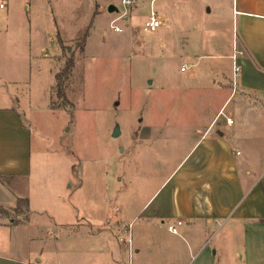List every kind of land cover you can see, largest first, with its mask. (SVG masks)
Segmentation results:
<instances>
[{
    "label": "rangeland",
    "instance_id": "rangeland-1",
    "mask_svg": "<svg viewBox=\"0 0 264 264\" xmlns=\"http://www.w3.org/2000/svg\"><path fill=\"white\" fill-rule=\"evenodd\" d=\"M212 1L139 0L125 6L122 0H8L0 7V103L19 108L32 131V173L11 184L30 199L33 210L34 224L12 245L27 248L28 259L133 264L135 253L133 249L130 255L126 235L90 241L85 234L74 238L55 223L72 222L76 214L80 220L103 223L105 210L111 222L123 210L133 217L196 138L191 132L189 140L136 142L141 124L203 127L218 105L211 91L222 88V99L235 94L233 73L228 85L227 70H211L212 63L232 61L216 52L222 40L224 46L232 45V34L212 28L220 23L208 14ZM151 8L164 24L147 32L143 23ZM125 10L127 18L116 19L123 29L115 31L111 20ZM57 28L67 37L86 34V45L75 50L67 87L70 104L52 108L53 101H60L52 89L55 74L73 50L71 41L62 39L60 50L56 37L51 40L49 31ZM184 63L188 68L182 71ZM247 120L256 126L260 119ZM255 145L248 149L256 159L264 150ZM12 217L19 216L0 207V219ZM32 234L36 237L30 239ZM112 244L117 246L114 253L108 251Z\"/></svg>",
    "mask_w": 264,
    "mask_h": 264
},
{
    "label": "crops",
    "instance_id": "crops-1",
    "mask_svg": "<svg viewBox=\"0 0 264 264\" xmlns=\"http://www.w3.org/2000/svg\"><path fill=\"white\" fill-rule=\"evenodd\" d=\"M30 5L26 1L25 9ZM208 14L220 21L212 28L232 34V45L224 46L222 40L215 48L222 58H232L231 63L215 62L211 67L217 74L227 70L228 85L235 46L238 50L241 70L235 94L222 99V88L209 90L218 105L207 115L209 121H204L203 127L200 123L141 124L136 142L189 140L191 132L196 138L133 217H126L123 210L111 222L105 210L103 223L80 220L78 214L72 222L55 223L69 229L74 238L85 234L93 241L114 235L121 240L126 235L132 240L133 264H264V152L255 159L249 151L254 144H259L255 145L257 150H264V129L260 126L264 118V0H214ZM56 31L50 30L48 35L51 40L56 37L60 50V40L77 38L65 36L59 28ZM41 56L52 57L46 53ZM227 116L234 119L233 124L227 123ZM247 118L260 120L255 126V121ZM31 173L30 125L12 102L0 103V207L19 216L10 221L0 219V264H41V259H28L27 248L15 246L24 239L23 229L34 223L30 199L13 190L11 184L27 180ZM179 220L178 233L170 231L168 224ZM35 237L32 234L30 239ZM116 247L112 244L108 251L114 253ZM118 260L114 258L116 263Z\"/></svg>",
    "mask_w": 264,
    "mask_h": 264
},
{
    "label": "built area",
    "instance_id": "built-area-1",
    "mask_svg": "<svg viewBox=\"0 0 264 264\" xmlns=\"http://www.w3.org/2000/svg\"><path fill=\"white\" fill-rule=\"evenodd\" d=\"M8 0H0V7H5L6 6V2ZM139 0H122L123 4L125 6H132L135 5ZM127 10L123 11L117 18L111 20V28H113L115 31H122V27L116 23V19L120 18V17H124L127 18L126 16ZM164 23L163 19L161 18V16L159 15V13L157 12V10H155L154 8H152L148 14V16L146 17V19L144 20L143 23V28L145 31L147 32H153L155 30H157L160 26H162ZM233 79H234V87H235V91H236V84L238 83V75L240 73L241 67L238 64V50L235 46V51L233 54ZM188 68V65H183L182 66V70H186ZM226 121L228 124H233L234 123V119L227 116L226 117ZM182 221L179 220L177 221V223L175 222H171L168 224V229L174 233H178V227L177 224H181ZM129 243V249H130V255L133 252V245H132V240L129 239L128 240Z\"/></svg>",
    "mask_w": 264,
    "mask_h": 264
},
{
    "label": "trees",
    "instance_id": "trees-1",
    "mask_svg": "<svg viewBox=\"0 0 264 264\" xmlns=\"http://www.w3.org/2000/svg\"><path fill=\"white\" fill-rule=\"evenodd\" d=\"M61 44L62 46H65L64 42L62 40ZM72 45L70 48L73 50L69 51V57H67L64 65L62 68L56 72L55 74V82L52 85V89L56 91L57 97L60 101H57L54 103V101L51 103V107L55 108L56 106H65L70 104V100L67 97V87L71 79L76 62H75V50L76 48H79L81 50H84V47L86 45V34H82L78 36L77 38L71 40Z\"/></svg>",
    "mask_w": 264,
    "mask_h": 264
},
{
    "label": "water",
    "instance_id": "water-1",
    "mask_svg": "<svg viewBox=\"0 0 264 264\" xmlns=\"http://www.w3.org/2000/svg\"><path fill=\"white\" fill-rule=\"evenodd\" d=\"M114 9H115V8H114L113 5H110V6H109V10H110V11H113Z\"/></svg>",
    "mask_w": 264,
    "mask_h": 264
}]
</instances>
